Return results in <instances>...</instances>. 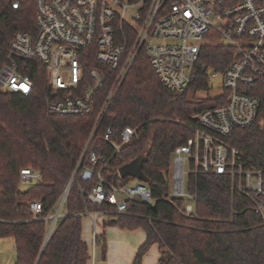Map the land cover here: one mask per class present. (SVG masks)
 <instances>
[{
    "label": "trees",
    "instance_id": "16d2710c",
    "mask_svg": "<svg viewBox=\"0 0 264 264\" xmlns=\"http://www.w3.org/2000/svg\"><path fill=\"white\" fill-rule=\"evenodd\" d=\"M36 7L25 4L13 10L6 4L0 10V69L8 62V48L18 32H36ZM233 51L220 44L206 45L196 67V80L183 93L167 89L156 75L145 51L135 59L129 73L102 118L92 145L98 154L114 151L103 141L106 128L120 132L136 130L135 137L105 171L106 178L118 187L137 181L151 189L153 204L132 202L125 214L114 207L97 208L87 202L97 180H76L67 202V217L48 243L45 221L35 218L32 201H40L48 215L69 183L93 133L98 115L58 117L46 111L51 90L44 70L32 65L24 71L35 81L30 96L0 89V239L14 241V264H90V245L83 240L85 213L98 209L109 214L102 223L122 231L143 230L147 240L132 264H145L153 246H159L157 264H264V223L248 210L247 202L233 196L230 179L225 176L191 177L188 189L198 194L197 212L186 216V199H169L171 168L175 150L193 137L195 117L226 104V99H193L189 94L208 93V71L225 72ZM109 75L96 100L100 108L105 94L115 83L118 71L104 69ZM259 121L264 120V88ZM117 143L118 138H116ZM228 142L240 151L239 163L264 174V130L259 124L236 130ZM137 172L121 175V169L134 164ZM32 169L41 181L21 190L20 174ZM97 242L106 255V236Z\"/></svg>",
    "mask_w": 264,
    "mask_h": 264
},
{
    "label": "built area",
    "instance_id": "2783aa9c",
    "mask_svg": "<svg viewBox=\"0 0 264 264\" xmlns=\"http://www.w3.org/2000/svg\"><path fill=\"white\" fill-rule=\"evenodd\" d=\"M36 7V32H18L8 48V62L0 69V89L30 96L35 81L24 74L32 65L44 70L51 94L46 111L58 117L98 115L93 133L64 192L48 215L34 200L30 210L47 225L48 243L67 215V202L76 180L97 185L83 193L97 208L114 207L125 214L132 202L153 204L151 189L137 183L118 187L105 171L136 130L106 128L103 141L111 155L98 154L92 141L120 86L140 52L145 51L161 83L176 93L185 92L196 80V67L206 45L220 44L233 51L225 72L208 71L210 86L219 82L226 104L195 117L193 137L175 150L169 199H186V216L197 212L198 194L188 191L191 177L225 176L233 196L247 202L248 210L264 223V174L239 163L240 151L228 139L238 129L259 124L264 88V0H0L13 10L25 4ZM118 71L115 83L99 109L96 100L109 75ZM118 138V142L115 141ZM188 166V169H187ZM41 174L23 169L20 187L37 184ZM22 190V189H21ZM107 210L85 213L91 221V255L95 260L100 217Z\"/></svg>",
    "mask_w": 264,
    "mask_h": 264
},
{
    "label": "crops",
    "instance_id": "0c3cea01",
    "mask_svg": "<svg viewBox=\"0 0 264 264\" xmlns=\"http://www.w3.org/2000/svg\"><path fill=\"white\" fill-rule=\"evenodd\" d=\"M91 222L87 221L84 227L83 223V240L88 243L90 238ZM106 236V255L103 254V248L98 243L95 251V260L90 264H132L139 248L147 240L146 233L143 230L122 231L118 228L110 227L106 231L102 228L98 235ZM0 239V243H2ZM89 244V243H88ZM14 245V244H12ZM15 250V246H14ZM161 256L159 246H153L144 258L145 264H157Z\"/></svg>",
    "mask_w": 264,
    "mask_h": 264
},
{
    "label": "rangeland",
    "instance_id": "374dc122",
    "mask_svg": "<svg viewBox=\"0 0 264 264\" xmlns=\"http://www.w3.org/2000/svg\"><path fill=\"white\" fill-rule=\"evenodd\" d=\"M220 85L219 82H214L211 85V89L208 93H197L195 95H193L192 93L189 94L191 98L193 99H204L206 97H211V98H217L222 94V90L219 89ZM188 169V166H187ZM173 176L172 174H170V179L172 180ZM138 182L135 180L133 182H131L130 184L132 186H134L135 184H137ZM34 184H24L21 189L22 190H27L28 188H30L31 186H33ZM189 191V189H188ZM106 219V217H100L99 221L103 222ZM88 222L92 221V218L90 217H84L83 223H84V227L86 226ZM90 238H88V243L89 245L91 244V230H90ZM14 241L12 239H4L2 240V243H0V264H14L16 261V252L14 250Z\"/></svg>",
    "mask_w": 264,
    "mask_h": 264
},
{
    "label": "water",
    "instance_id": "95a60500",
    "mask_svg": "<svg viewBox=\"0 0 264 264\" xmlns=\"http://www.w3.org/2000/svg\"><path fill=\"white\" fill-rule=\"evenodd\" d=\"M138 163L126 168V169H121V175L125 174H134L137 172V165Z\"/></svg>",
    "mask_w": 264,
    "mask_h": 264
}]
</instances>
